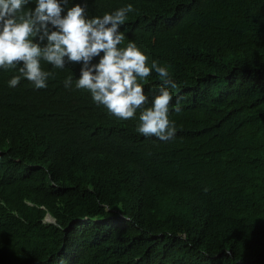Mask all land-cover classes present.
Masks as SVG:
<instances>
[{"label":"trees","instance_id":"obj_1","mask_svg":"<svg viewBox=\"0 0 264 264\" xmlns=\"http://www.w3.org/2000/svg\"><path fill=\"white\" fill-rule=\"evenodd\" d=\"M87 4L133 5L121 47L169 68L175 137L75 89L81 64L42 62L45 89L0 68V264H264V0ZM141 83L151 106L162 82Z\"/></svg>","mask_w":264,"mask_h":264},{"label":"clouds","instance_id":"obj_2","mask_svg":"<svg viewBox=\"0 0 264 264\" xmlns=\"http://www.w3.org/2000/svg\"><path fill=\"white\" fill-rule=\"evenodd\" d=\"M69 2L0 0V68L18 70L8 81L9 87L15 88L26 79L35 89L47 88L55 74L44 70L42 62L56 69L65 68L66 62L81 64L75 89L87 90L94 103L103 105L119 119H132L141 110L137 131L143 136L164 142L174 139L176 123L169 118L170 108L176 113L181 108L179 101L171 104L170 88L175 89L177 84L169 68L157 60L149 66V57L135 42L121 47L125 35L120 28L128 14L135 11L133 5L88 17L87 0L71 7ZM95 58H99L98 62L93 63ZM153 71L163 86L151 106L146 107L149 98L141 81ZM63 85L71 89L73 76H68ZM49 217L45 220L54 223Z\"/></svg>","mask_w":264,"mask_h":264},{"label":"bare ground","instance_id":"obj_3","mask_svg":"<svg viewBox=\"0 0 264 264\" xmlns=\"http://www.w3.org/2000/svg\"><path fill=\"white\" fill-rule=\"evenodd\" d=\"M17 174V173H16ZM27 175V174H26ZM15 177H16V175H15ZM80 209V208H79ZM46 213V212H45ZM49 214V213H48ZM47 224V223H46ZM78 232V231H77Z\"/></svg>","mask_w":264,"mask_h":264},{"label":"water","instance_id":"obj_4","mask_svg":"<svg viewBox=\"0 0 264 264\" xmlns=\"http://www.w3.org/2000/svg\"><path fill=\"white\" fill-rule=\"evenodd\" d=\"M50 218V217H49ZM51 219V218H50ZM51 221H54L53 219H51Z\"/></svg>","mask_w":264,"mask_h":264}]
</instances>
